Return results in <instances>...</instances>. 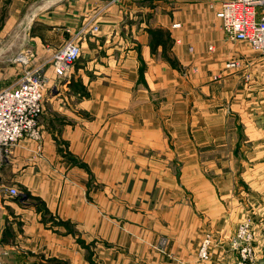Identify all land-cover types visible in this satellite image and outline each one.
Returning a JSON list of instances; mask_svg holds the SVG:
<instances>
[{
	"label": "crops",
	"instance_id": "1",
	"mask_svg": "<svg viewBox=\"0 0 264 264\" xmlns=\"http://www.w3.org/2000/svg\"><path fill=\"white\" fill-rule=\"evenodd\" d=\"M111 1L0 0V20L5 18L0 44L8 28L17 24L21 30L31 27L19 48L30 44L35 64L43 65L51 78L47 108L40 117L43 140L23 138L0 168V183L20 192L15 197L0 195V259L7 264H96L88 260L89 247L94 245L95 255L99 248L102 256L104 239L111 242L118 236V242L128 246L127 254H112L116 261L125 259L121 264H232L236 255L227 245L225 210L223 214H112L119 221L110 224L111 230H105L104 215L105 178L115 180L119 174L113 172L121 169L120 138L140 132L141 138H160L161 124L171 122L166 114L170 89L181 86L178 91L189 92L192 102L198 100L210 110L199 114L196 109L200 104L186 98L188 105L184 107L181 103L185 98L173 95L174 138L196 137L198 132L193 133L189 124L222 122L225 129L215 136L227 139L226 123L232 114H227V107L224 114L211 111L220 105L213 101L227 100V94L237 90L236 72H228L225 65L233 55L244 54L232 51V42L217 16L227 0ZM94 25L100 29L94 31ZM77 35L82 54L70 69V87L60 91L49 60L57 48ZM167 36L172 44L169 48ZM181 67H187L191 76L183 77ZM24 68L16 66L21 73ZM169 76L182 78V84L177 81L170 86ZM140 107L146 109V117L137 118ZM240 118L238 123H247ZM137 120L143 122L139 128H135ZM192 141L195 172L200 173L196 177L205 179L197 165L199 145ZM38 142H42L41 151ZM109 152L107 158L115 157L110 165L105 163ZM165 169L169 171L168 162L160 167ZM157 177L156 183L168 185ZM172 178L177 182V177ZM146 190L150 193L145 192V198H149L151 181ZM162 219L178 226L179 233L157 230ZM167 221L164 229L172 227ZM68 223L77 230L67 229ZM142 232L169 234L168 244L164 248L141 245L143 258L137 259L132 236ZM208 234L219 241H213L210 259L202 262L197 254Z\"/></svg>",
	"mask_w": 264,
	"mask_h": 264
},
{
	"label": "rangeland",
	"instance_id": "2",
	"mask_svg": "<svg viewBox=\"0 0 264 264\" xmlns=\"http://www.w3.org/2000/svg\"><path fill=\"white\" fill-rule=\"evenodd\" d=\"M117 1L120 3L122 0ZM117 1H114V3ZM5 14L7 15V13ZM30 18L27 20H30ZM4 26L5 18L0 20V31L4 29ZM175 26H180V24ZM222 29L225 31L223 25ZM29 32H31V27L21 30L18 24L7 29V36L0 44V88L10 85L21 76V72L19 73L16 69L17 64L13 60L17 53L21 51L19 48L21 41L25 37L27 38V35H30ZM225 33L228 35L226 31ZM227 37L230 39L229 36ZM168 39L169 37L166 46L169 48L172 44ZM230 41L232 42L233 52L241 51L244 53L242 57L233 55V58L227 61L225 65L228 72H236L234 75L237 82L234 84H236L237 90L234 89L235 94L233 92L229 96L227 94V100L219 98L213 101L220 105H216L215 111H211L224 114L225 107H227V114H232L226 123L227 139L215 136V133L218 134L224 131L225 124L222 122L189 124L192 126L193 133L195 130L198 132L196 137L193 136L190 139L199 145L200 160L197 165L200 166L205 179L200 176H198L199 179L196 177V174L200 175V173L198 174L199 171L197 170L195 172L196 157L194 155L195 150L191 148V140L188 138L177 139L172 135L175 127V123L172 121L176 115H171L175 113L176 107H171L175 102V100H171V97L177 94L179 97L185 98L181 103L184 107L188 105L187 99H190L191 103L200 104L201 107L196 109L199 114H207L210 110L202 107L203 103H199L198 100L192 102L191 96L187 97L189 92L184 89V92L178 91L182 89L181 86H178L177 90L170 89L167 93L168 108L166 114L171 117V122L161 124L163 134L160 138H141L139 136L142 134L141 132L135 137L130 134L127 138H120L119 164L121 162V169L113 172L118 173L119 177L115 180L105 178V230H111L112 225L110 224L119 221L112 214H223L222 212L225 210V214H227V245L232 248L236 255V259L232 264H264V70L261 69L264 66V56L247 42L232 39ZM26 47L32 49L30 44ZM190 50H193V47H190ZM9 58L10 60H8ZM234 60L240 64L238 68L228 66L230 61ZM78 61L79 59L73 64V67L78 64ZM169 61L175 64L173 60ZM35 62L34 58L31 59L26 67L38 66ZM180 69L184 71L183 77L191 76V72L186 70L187 67H181ZM176 79L173 80L169 76V83H173L170 86H174L177 81L176 84H182V78L177 77ZM72 81V76H68L63 82L56 79L55 85L60 83L59 90L61 91L68 86L70 87ZM185 81L188 82V79L185 78ZM186 82L184 87L187 84ZM49 86L50 83L46 94L50 93ZM173 88H176V86ZM203 100H206V98H203ZM45 108H47V96ZM144 111H146L144 107L137 108V118L145 116ZM240 117L247 123H243L241 120L239 124ZM142 125V120H137L135 128ZM43 131L42 128V137ZM189 132L192 133L191 130ZM209 133L212 135L209 136ZM215 142L219 146H216ZM38 143L40 150L42 142ZM107 151L105 149L106 153ZM108 155H111V153L109 152L105 156V163L110 165L114 162L115 157L109 159L107 158ZM167 162L169 163V171H166V169L160 170L161 165H165ZM3 163H5V160ZM165 174L166 176H164ZM172 175L177 177V182L173 180ZM157 176H161L162 181L165 180L168 185L156 183L159 182ZM150 181L153 190L150 197L145 198V192L150 193L146 190ZM127 183H129L128 186ZM4 187L7 188L8 186L4 185ZM128 199H133V201ZM48 217H50V214ZM166 221L162 219L161 229L157 230H168V233L172 235L178 234L179 227L174 226L171 221H167V223L172 224V227L167 226L168 228L164 229ZM152 223L153 227L156 226L157 220L154 219ZM66 228L77 230L70 223L66 225ZM242 230L245 231V235L240 234ZM151 231L154 232L153 229ZM169 234L144 235L142 232L140 235H133L132 241L137 248L136 254L139 255L136 258H143H140L141 245L147 244L149 247L151 245L159 247L158 245H160L164 248L168 244ZM113 237L111 236V238ZM78 239L81 240L80 237ZM205 240L210 241L208 258H203L200 254ZM215 240L217 239L213 234L203 237L197 254L200 261L204 262L210 259V247ZM189 243H192L191 237ZM101 247H103L102 256L99 248L97 255H95L96 248L94 245L89 247L87 254L89 261L96 264H101V262L103 264L126 262L125 259H119L118 261L112 259V254L120 253L123 255L128 253V246L124 247L123 244H120L118 236H115V240L111 242L105 238Z\"/></svg>",
	"mask_w": 264,
	"mask_h": 264
},
{
	"label": "built area",
	"instance_id": "3",
	"mask_svg": "<svg viewBox=\"0 0 264 264\" xmlns=\"http://www.w3.org/2000/svg\"><path fill=\"white\" fill-rule=\"evenodd\" d=\"M217 16L230 39L247 42L264 56V0H227L223 2ZM93 30L98 31L99 26L94 25ZM78 37L57 48L49 60L60 82L70 77L71 67L81 57L82 46L76 39ZM34 57L30 48L19 51L13 61L25 67L21 76L10 85L0 88V168L23 138L36 141L42 138L40 117L44 112L50 77L43 65L26 67ZM239 65L235 60L228 64L233 68ZM19 194L17 188H6L0 183V195L15 197ZM240 234L246 233L242 230ZM209 246L210 241L205 240L200 253L203 258L209 257ZM0 264L7 263L0 259Z\"/></svg>",
	"mask_w": 264,
	"mask_h": 264
}]
</instances>
